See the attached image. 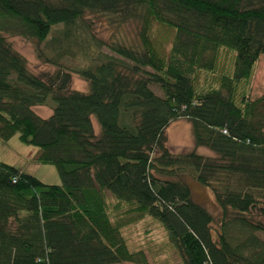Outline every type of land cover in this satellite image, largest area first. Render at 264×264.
Returning a JSON list of instances; mask_svg holds the SVG:
<instances>
[{"label": "trees", "instance_id": "1", "mask_svg": "<svg viewBox=\"0 0 264 264\" xmlns=\"http://www.w3.org/2000/svg\"><path fill=\"white\" fill-rule=\"evenodd\" d=\"M90 16L136 24L137 42L96 39ZM153 22L174 31L167 57L153 46ZM5 36L33 45L44 63L41 45L61 52L80 37L83 56L88 48L111 56L35 75ZM220 49L233 54L230 76L198 87ZM260 57L264 0H0V141L18 136L36 148L35 162L55 167L61 182L46 185L0 163V264H144L110 222L108 196L111 209L160 223L183 264H264V224L255 219L264 218V97L239 93ZM72 75L88 93L70 89ZM35 108L52 114L42 119ZM180 120L194 149L172 154L165 132ZM186 177L211 191L217 222L194 202Z\"/></svg>", "mask_w": 264, "mask_h": 264}, {"label": "rangeland", "instance_id": "2", "mask_svg": "<svg viewBox=\"0 0 264 264\" xmlns=\"http://www.w3.org/2000/svg\"><path fill=\"white\" fill-rule=\"evenodd\" d=\"M86 21L90 26L93 36L105 43L116 40L137 42V25L134 23L115 27L110 25L105 17L100 16H90ZM60 30L61 27L53 29L48 37L49 43ZM150 34L155 50L159 55L167 57L174 39V31L153 22ZM5 37L12 49L26 60L28 69L35 75L41 73L51 75L58 68L72 71L99 64L103 62L105 55L111 56L107 49L99 50L100 52L94 49L88 51V47L85 50L87 56H83L82 52L84 51L82 50L81 52L78 45L81 43L85 49L87 43H84L80 37L76 45H72L67 50L61 52L57 51V46L48 45L46 47L41 45L40 48L43 56L50 61L49 63H44L37 59L34 46L30 43L18 37ZM232 63L233 54L229 50L220 49L217 54L215 72L213 74H200L197 78L198 87H218L222 75L230 76ZM70 89L83 94L89 91L88 85L75 75H72ZM152 90L157 96L161 97L160 90L155 87H152ZM241 92H244L251 101L264 97V57L259 58L250 80L240 85L239 93ZM33 111L42 119H47L52 114V111L48 108H35ZM93 125L98 133L99 129L95 120H93ZM165 134L167 137V147L172 154H183L194 149L191 127L187 121L180 120L171 124ZM196 153L201 156L213 157L212 153L204 148L197 149ZM37 155L38 150L34 147L23 145L18 140V136L13 137L7 143L0 141V163L14 167L23 174L36 178L43 184L60 186L61 182L55 167L36 163L35 159ZM186 181L191 189L194 202L205 207L214 217V221L217 222L220 216V209L215 203L211 191L200 187L191 178L186 177ZM106 202L109 205L107 213L110 222L121 225L120 233L128 250L133 253H142L145 258L144 264H183L177 250L169 242L167 234L160 223L147 215L137 218L136 214L129 211L127 207L118 210L111 209L114 203H116L111 196L107 197ZM255 219L264 224V218L255 217ZM216 222L211 225L214 240H216V235L219 231ZM257 237L264 242L263 234L258 233Z\"/></svg>", "mask_w": 264, "mask_h": 264}, {"label": "crops", "instance_id": "3", "mask_svg": "<svg viewBox=\"0 0 264 264\" xmlns=\"http://www.w3.org/2000/svg\"><path fill=\"white\" fill-rule=\"evenodd\" d=\"M93 127H94V125H93ZM94 133L97 135L98 133H97V130L95 129V127H94ZM20 171V170H19ZM21 172V171H20ZM22 173V172H21Z\"/></svg>", "mask_w": 264, "mask_h": 264}]
</instances>
